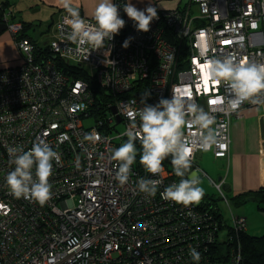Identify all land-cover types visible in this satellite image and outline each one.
<instances>
[{
	"label": "built area",
	"instance_id": "obj_1",
	"mask_svg": "<svg viewBox=\"0 0 264 264\" xmlns=\"http://www.w3.org/2000/svg\"><path fill=\"white\" fill-rule=\"evenodd\" d=\"M114 3L120 5V15L126 24L113 40L105 41L104 48L71 42L67 38L71 27L66 10L59 16L51 41L55 56L95 70L111 93L119 97L109 103L110 111L115 107L117 113L111 111L110 116L90 128L84 127L82 118L92 94L90 85L61 73L50 59L36 61L33 45L21 35L22 24L9 23V14L3 17L22 63L0 69V264H40L52 260L42 255L46 252L48 257L55 255L56 264H82L81 259L86 256L87 264H189V250L197 249L204 239L210 238L209 231L201 227V214L192 205L175 208V202L161 196L165 187L179 182L165 163L171 156L163 162L164 171L152 176L139 163L138 154L132 165L133 175L121 185L116 178L119 162L112 160L111 154L127 141L123 133L130 120L125 106L130 101L134 100L132 107L138 109L143 106L140 101L147 92L150 96L146 102L155 105L162 97L171 99L175 91L186 102L212 112L220 135L217 144L208 151L217 159L228 157L232 118L244 108L257 105L244 102L232 111L228 105L229 89L223 83L211 82L203 64L209 57L226 56L264 63V0H190L170 15L158 14L148 32L138 31L135 22L124 17L125 0ZM81 17L95 26V19ZM167 28L172 31L168 35ZM169 36L179 44L182 42L187 53L184 60H180L178 48L172 45L175 43ZM129 37L133 39L124 47ZM218 97L224 102L219 103ZM118 117L125 130L112 134L120 124ZM93 133H98L100 139H86ZM186 136L194 146L191 172L202 174L196 158L197 152L203 151L198 144L199 133L189 127ZM38 142H45L60 153L59 162H53L49 183L52 192L62 191H57L60 196L43 206L31 199L15 198L8 193L6 183V176L15 168L9 149L22 146L27 151ZM136 145L141 152L139 140ZM140 178L162 181L154 197L139 192ZM222 184L220 193L224 196ZM224 200L228 201L225 197ZM63 210L69 215L65 216ZM162 211H167L166 221L159 220ZM180 212L185 214L180 216L184 220L166 230L163 226L174 221L175 214ZM86 215L91 229L76 219ZM240 221L244 222L243 217ZM187 228L191 231H184ZM99 230L103 231L101 235L93 232ZM28 231H34V237L38 231L42 232L37 246L21 247V243L28 244L25 236ZM69 232L78 237L88 235L85 240L96 244L76 260L75 255L82 250L77 251L80 243H76L66 251L69 245L63 238ZM111 237L117 244H113ZM165 246L170 254L163 251ZM15 248L19 251L9 257ZM26 250H31L32 255L26 257ZM114 252L119 255L114 256Z\"/></svg>",
	"mask_w": 264,
	"mask_h": 264
},
{
	"label": "clouds",
	"instance_id": "obj_2",
	"mask_svg": "<svg viewBox=\"0 0 264 264\" xmlns=\"http://www.w3.org/2000/svg\"><path fill=\"white\" fill-rule=\"evenodd\" d=\"M62 3L70 17L67 23L71 32L67 38L71 42L101 49L105 47V41L113 40L125 27L126 21L120 15V5L113 0H99L94 11L95 26L86 23L79 9L73 6L72 0H62ZM123 12L135 22L136 29L142 32H148L151 22L158 18L157 9L151 3L139 9L131 0H126ZM132 39L127 38L123 46L128 47ZM203 71L211 82L227 86L230 91L228 105L232 111L239 109L244 102L264 105V63L237 60L234 56L209 57L204 60ZM149 96L148 92L143 95L140 101L143 106L138 109L132 107L136 103L134 100L125 106L130 120V125L123 133L127 141L111 154V159L119 162L116 178L123 185L133 175L132 165L138 155L136 141L139 140L142 146L139 163L148 173L158 176L164 171V160L171 156L175 175L181 178L178 183L165 187L161 193L162 198L184 207L199 205L206 191L200 176L190 171L194 146L186 136V130L189 127L196 129L199 133V148L203 151L211 150L220 135L216 117L200 105L178 97L175 91L171 99L162 97L155 105L146 102ZM217 101L224 102L220 97ZM86 139L98 140L100 137L98 133H93ZM9 152L13 156L11 163L15 165L14 170L6 176L11 194L17 199L34 200L41 206L46 204L52 197L49 177L53 174V162H59L60 153L45 142L34 143L27 151L17 146L9 149ZM161 183L160 179L140 178L137 188L140 193L154 197ZM213 186L220 191L219 185ZM189 251L194 261L201 260V253L196 248Z\"/></svg>",
	"mask_w": 264,
	"mask_h": 264
},
{
	"label": "trees",
	"instance_id": "obj_3",
	"mask_svg": "<svg viewBox=\"0 0 264 264\" xmlns=\"http://www.w3.org/2000/svg\"><path fill=\"white\" fill-rule=\"evenodd\" d=\"M10 6L11 4L9 0H0V22L4 23V15L9 14V23L22 24L23 30L21 32V35L22 37H26L28 40H30L31 44L33 45V54L36 61L40 62L43 59H50L51 61H53L55 67L61 73L66 74L73 80H85L90 85L92 94L89 95L90 101L87 102L88 109L86 113L82 114V118L85 120L87 118L93 117L95 125L99 120H104V118L110 116L112 113L109 108V103L115 102L119 97L111 93V90L104 86L103 83L98 82L97 78L93 76L94 74L92 73L91 69L89 70L87 67L79 66L72 62L62 61L59 56H55L50 49L49 43L37 40L38 38L36 37V34L32 30L29 31V28H34V31L37 32V29L38 27H40L41 23H32L25 20L23 21L22 19H17V16L12 12ZM51 24L52 25H50V27L52 28L54 23ZM27 31L29 32L26 33ZM168 32L172 31L167 28L166 35H168ZM47 33L48 32H43L42 37L48 35ZM169 38L172 43H175L171 44L178 48V51L181 55L180 60H184L183 56H187V53L185 52V48H182V42L181 44H179L178 41L173 37L169 36ZM84 127L88 128L86 126ZM102 129L105 130V126H103ZM115 131L116 130H114L113 132ZM170 161L171 159H168L165 163L168 167L170 166V170L174 171L173 165ZM192 170L193 164L190 171ZM202 171L203 173L199 174L200 178H209L212 185L223 182L222 192L224 196H222L220 191H218V193L221 197H217L215 194L206 193L199 205H192L195 211L201 214V227L209 231L210 238L204 239L201 245L197 247V251L201 253V260L199 262H196L190 256L189 264H264V234L260 236L249 234L248 218L244 215L234 216L233 214H231V219L228 218L231 221V224L229 225L223 212L225 205L229 206V203L238 208L252 202L257 204L259 211L264 212V187L234 191L229 187L227 188L226 185L224 186V181H222L223 177L218 178V180H214L203 169ZM175 177L178 181H180V177H177L176 175ZM227 193H229V195H227ZM224 197L228 201H225ZM182 206L183 205L175 203L174 207L179 208ZM181 215L185 214L183 212L175 214L174 221L164 225L163 227L166 230H171L175 223H180L184 220V218L180 217ZM260 215L261 218H264V215ZM241 217H243L244 222L240 221ZM169 219L171 218L169 217ZM159 220H167V211H162ZM188 221L190 224H193V221L190 218H188ZM184 231L189 232L191 231V229L187 228ZM33 232L34 231L26 232V243H28L29 245L26 244L25 246V244L22 245L23 243H21V247L24 246L27 248H31L37 246L40 243L42 232L38 231L37 237H34ZM222 232L226 233L225 240L220 239V235ZM17 240L19 239L17 238ZM18 251L19 249L15 248L9 253V257H11L15 252ZM163 251L166 254H170V249L167 246H165V249H163ZM118 255V252H114V256Z\"/></svg>",
	"mask_w": 264,
	"mask_h": 264
},
{
	"label": "crops",
	"instance_id": "obj_4",
	"mask_svg": "<svg viewBox=\"0 0 264 264\" xmlns=\"http://www.w3.org/2000/svg\"><path fill=\"white\" fill-rule=\"evenodd\" d=\"M9 1L10 9L17 16V19L41 23L36 32L37 40L49 43L51 31H53L50 25L54 23V19L56 20L59 13L65 10L62 0ZM189 1L131 0L139 9H144L151 3L157 11L183 8ZM72 3L81 14L94 18V11L99 0H72ZM124 17L132 21L125 13ZM44 30L48 32V35L42 37ZM20 63H22V57L12 34L8 30L0 32V68H10ZM230 137L228 157L222 159L226 172L220 174L222 176L219 175V178L223 177L224 186L226 185L227 188L229 187L234 191L264 187V106H249L241 111L240 116L233 118L230 126Z\"/></svg>",
	"mask_w": 264,
	"mask_h": 264
},
{
	"label": "rangeland",
	"instance_id": "obj_5",
	"mask_svg": "<svg viewBox=\"0 0 264 264\" xmlns=\"http://www.w3.org/2000/svg\"><path fill=\"white\" fill-rule=\"evenodd\" d=\"M113 2H114V0H113ZM125 3H126V0H125ZM174 11L175 10H170V11H157V13L159 15H164V14L170 15ZM61 12L57 16L56 20L54 19V24L52 26V30L53 31L55 29V25L57 24V21L59 19V16H60ZM80 15L83 16V17H85V18H89V17L84 16L81 13H80ZM6 27H7V25H6ZM45 28H46V25H45ZM6 29L8 30V27ZM29 30H32L36 34V31H34V28H29ZM43 32H46V30H44ZM52 39H53V32L51 34V40L49 42L50 49L53 52V50L51 48L52 47L51 46ZM65 62H68V61H65ZM19 65H17L16 67H18ZM76 65H79V66H83L84 67V65L82 63H77ZM0 69H4V68H0ZM92 73L94 74L93 76L97 78L98 82H101V83H103L104 86H106L105 83H104V81H102L99 78L98 73L95 70ZM106 87L108 88V86H106ZM116 113H117V110H116ZM236 117H238V116H235L234 118H236ZM83 123H84V125L86 127L90 128V127H92L94 125L95 121H94V118L93 117H90V118H87L85 120L83 119ZM124 130H125L124 123H120V124H118L116 126V131L113 132V134H116V132H121L122 133V132H124ZM230 141H231V137H230ZM63 146H64V144H63ZM136 147H137V145H136ZM137 150H138V154H139L140 149L138 147H137ZM229 150H230V148H229ZM196 158H197V163L200 166V168L203 169L212 179L218 180V178L220 176H222L220 174H225L226 168L223 166V160L222 159L215 158L213 156V154H212L211 151H204V152L203 151H199V152H197ZM201 180H202V187L205 188L206 193H208V194H215L217 197H221L220 194L218 193L216 187H214L212 185V183H210L211 180L209 178L203 177V178H201ZM219 184L220 183H218L216 185H219ZM57 191L59 193H61L62 190H55L54 192H52V197L50 198V200L48 202H51L54 198L60 196V194H58ZM8 193H11V191L8 192ZM227 195H229V193H227ZM79 210H81V209H79ZM22 212H23V214L26 213V211H24V210H22ZM27 212H29V210ZM223 212H224V216L227 219V223L229 225L231 224V221H230L231 214H233L234 216L244 215V216H246L248 218V222H249V224H248V227H249L248 228V233L249 234L254 235V236H260V235H263L264 234V218H261L260 217L261 216L260 214L264 215V212L258 210V207H257V204L256 203H253L252 202V203L246 204L245 206H241V207H238V208H236L235 206H233L232 204L229 203V206H226L225 205V208H224V211ZM37 215H39V214H37ZM113 217L116 218V214H113ZM228 218H230V219H228ZM84 225H86L87 228L91 229V226H88L87 224H84ZM93 232L95 234H99V235H101L103 233L102 230L93 231ZM119 233H121V232H119ZM81 235H83V234H81ZM87 236L88 235H84L82 237H78V236L71 235L70 232L68 234L64 235L63 240L66 241V243L69 245L66 248V251H68V249H69V247H70L71 244L85 242L86 248H84L78 255H75L76 258L78 257L76 260L84 257L86 255V252L93 245L96 244V241H86L85 238ZM220 239L221 240H225L226 239V233L225 232H222L221 233ZM111 240H114V241H112L113 244H117V241H115L114 238L111 237ZM42 255H44L46 258L48 257L47 254H42ZM53 258H55V255H53ZM87 262H88V256H86L85 258H82L81 259V263L82 264H87ZM40 264H55V263H53V260L48 259L47 261H42Z\"/></svg>",
	"mask_w": 264,
	"mask_h": 264
},
{
	"label": "bare ground",
	"instance_id": "obj_6",
	"mask_svg": "<svg viewBox=\"0 0 264 264\" xmlns=\"http://www.w3.org/2000/svg\"><path fill=\"white\" fill-rule=\"evenodd\" d=\"M62 213L65 215V216H68L69 215V212L68 211H66V210H63L62 211ZM76 219L79 221V222H82V223H84V224H87V225H89V226H92V224L91 223H89V221H88V218H87V215H86V217L85 218H82V217H76ZM97 220H100V218H97ZM84 248H86V246L83 244V243H80L79 245H78V249H77V251H81V250H83ZM47 253V252H46ZM45 253V254H46ZM25 255H26V257H29V256H31L32 255V251L31 250H26L25 251ZM47 258H52V260H53V263H57V259H55V258H53V257H47Z\"/></svg>",
	"mask_w": 264,
	"mask_h": 264
},
{
	"label": "water",
	"instance_id": "obj_7",
	"mask_svg": "<svg viewBox=\"0 0 264 264\" xmlns=\"http://www.w3.org/2000/svg\"><path fill=\"white\" fill-rule=\"evenodd\" d=\"M6 28H7V27H6V24L0 22V32H4V31H6V30H7ZM111 111H112L113 113H116V108H115V107H112V108H111ZM117 119H118V122H117V123H120V122H121V119H120L119 117H118Z\"/></svg>",
	"mask_w": 264,
	"mask_h": 264
}]
</instances>
